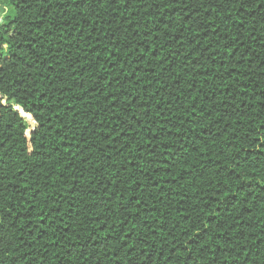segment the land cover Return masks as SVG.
Listing matches in <instances>:
<instances>
[{"label": "trees", "instance_id": "16d2710c", "mask_svg": "<svg viewBox=\"0 0 264 264\" xmlns=\"http://www.w3.org/2000/svg\"><path fill=\"white\" fill-rule=\"evenodd\" d=\"M5 3L0 264H264V0Z\"/></svg>", "mask_w": 264, "mask_h": 264}, {"label": "rangeland", "instance_id": "374dc122", "mask_svg": "<svg viewBox=\"0 0 264 264\" xmlns=\"http://www.w3.org/2000/svg\"><path fill=\"white\" fill-rule=\"evenodd\" d=\"M5 2H6V0H0V21L2 20L3 11H4V9H6V5H5L6 3ZM0 47H1V45H0ZM4 49H6V52H7L8 47L6 46V44L4 45Z\"/></svg>", "mask_w": 264, "mask_h": 264}, {"label": "water", "instance_id": "95a60500", "mask_svg": "<svg viewBox=\"0 0 264 264\" xmlns=\"http://www.w3.org/2000/svg\"><path fill=\"white\" fill-rule=\"evenodd\" d=\"M22 111V110H21ZM22 115L25 117L26 115H25V113L22 111Z\"/></svg>", "mask_w": 264, "mask_h": 264}, {"label": "snow or ice", "instance_id": "6c2138e0", "mask_svg": "<svg viewBox=\"0 0 264 264\" xmlns=\"http://www.w3.org/2000/svg\"><path fill=\"white\" fill-rule=\"evenodd\" d=\"M0 103H2V101H0Z\"/></svg>", "mask_w": 264, "mask_h": 264}]
</instances>
